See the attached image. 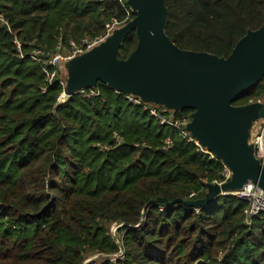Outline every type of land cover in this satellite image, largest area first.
<instances>
[{"label":"trees","instance_id":"1","mask_svg":"<svg viewBox=\"0 0 264 264\" xmlns=\"http://www.w3.org/2000/svg\"><path fill=\"white\" fill-rule=\"evenodd\" d=\"M165 5V31L178 48L220 58L264 25V0ZM0 17L12 31L0 21V264H84L91 254L101 264H264V214L250 219L248 202L182 203L223 181L220 159L101 83L98 96L59 105L58 79L49 83L43 61L30 59L104 36L113 21L126 25L135 17L127 0H0ZM137 44L133 30L119 59ZM49 69L67 78L64 63ZM262 100L264 78L233 105Z\"/></svg>","mask_w":264,"mask_h":264},{"label":"water","instance_id":"2","mask_svg":"<svg viewBox=\"0 0 264 264\" xmlns=\"http://www.w3.org/2000/svg\"><path fill=\"white\" fill-rule=\"evenodd\" d=\"M127 3L133 20L98 47L66 62V92L73 97L101 83L146 104L155 102L175 111L194 109L187 130L231 170L232 177L224 184L208 185L204 199L182 202L184 206L208 208L248 183L264 194V166L249 143V126L264 118V104L233 105L264 78V25L249 31L228 58H220L182 50L171 41L165 31V0ZM133 30L136 49L127 59H119L122 42Z\"/></svg>","mask_w":264,"mask_h":264},{"label":"built area","instance_id":"3","mask_svg":"<svg viewBox=\"0 0 264 264\" xmlns=\"http://www.w3.org/2000/svg\"><path fill=\"white\" fill-rule=\"evenodd\" d=\"M0 21L6 25L9 29V31L12 33L10 26L6 20H4L3 17H0ZM120 28V24L116 21H113L112 23L108 24L106 26V33L104 36L97 37L95 39L89 40V39H83L81 42H75L71 41L69 43L70 48L68 51H65L61 45L58 47V53L55 55H49L46 56L42 51H34L30 55V59L36 62L43 61V64L45 66L44 73L47 77V81L49 83L54 82L58 79V83L62 87L63 91L61 95L58 97V104L62 105L68 102L72 95H69L66 92V80L65 78H58L57 70L51 71L49 69V66L60 68L61 64L68 62L69 60H72L78 56H81L85 54L86 52H89L93 50L94 48L98 47L102 43L105 42V40L113 34V32ZM14 44L15 48L17 50L18 57L20 59H24L25 56L22 52V44L20 40L15 37L14 38ZM42 58H44L42 60ZM118 94H121L119 92H116ZM80 95L84 98H92L99 95V92L95 89L91 90H81L75 94ZM126 99L131 102L132 104L141 107L144 111L148 112L152 118L156 120V122L161 126H167L170 128H173L177 131H179L180 135L186 139L188 142L193 143L194 146L197 149V152L209 156L211 159H216V156L210 152L206 147L200 144L198 140H196L191 133L187 130L188 125L191 122V119L187 117H181V118H174L172 116H168L167 110H160L158 108H155L151 105H148L146 103H143L140 99L133 97L132 95H126ZM166 145H171V141L167 140L165 142ZM252 144H254L255 147V156L259 160V162L264 166V118L262 119V123L258 129V132L255 136V141L252 140ZM223 181L216 184H224L226 182H229L232 177L231 170L223 164ZM227 195L235 196L238 199L244 200L249 203V208L246 211L247 216L251 219L255 216H258L259 214H264V194L263 192L254 184L249 183L246 184L241 190L232 192V193H225ZM194 194L190 196V198H193ZM198 210V209H197ZM100 257V256H98ZM98 257H95L91 260H87L84 264H101L100 261H98ZM101 260V257H100Z\"/></svg>","mask_w":264,"mask_h":264},{"label":"rangeland","instance_id":"4","mask_svg":"<svg viewBox=\"0 0 264 264\" xmlns=\"http://www.w3.org/2000/svg\"><path fill=\"white\" fill-rule=\"evenodd\" d=\"M123 26H125V25H123ZM123 26H120V28L123 27ZM116 30H117V29H116ZM118 30H119V29H118ZM67 78H68V73H67ZM65 80H66V79H65ZM133 97H135V96H133ZM136 98H138V97H136ZM138 99H140V98H138ZM140 100H141V99H140ZM256 103H257V102H256ZM259 103H263V104H264V100L259 101ZM253 104H254V103H253ZM148 105H151V106H153V107H155V108H158V109H160V110L166 109V107H165L164 105L159 104V103H155V102H154V103H148ZM166 110H168V109H166ZM168 111H175V110H168ZM261 123H262V119H257V120H255L254 122H252V124L249 126V132H250V138H249L250 141H249V143H252V140L255 141V136H256V134H257V132H258V129H259ZM110 233L113 234L114 237H115L116 239H117L118 237H120V236L117 235V233H116V226H115V225H112V226H111V228H110ZM95 257H98V255H97V254H91V255L88 257V259L91 260V259H93V258H95ZM97 259H98V261L101 262L100 257H98Z\"/></svg>","mask_w":264,"mask_h":264},{"label":"crops","instance_id":"5","mask_svg":"<svg viewBox=\"0 0 264 264\" xmlns=\"http://www.w3.org/2000/svg\"><path fill=\"white\" fill-rule=\"evenodd\" d=\"M66 63H64V65H65ZM63 72H64V74H65V70H63ZM66 79V78H65Z\"/></svg>","mask_w":264,"mask_h":264},{"label":"bare ground","instance_id":"6","mask_svg":"<svg viewBox=\"0 0 264 264\" xmlns=\"http://www.w3.org/2000/svg\"><path fill=\"white\" fill-rule=\"evenodd\" d=\"M249 184V183H248Z\"/></svg>","mask_w":264,"mask_h":264}]
</instances>
